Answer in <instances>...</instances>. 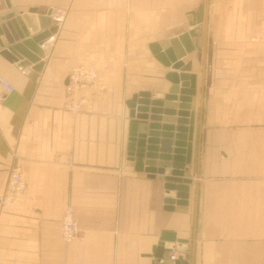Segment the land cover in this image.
<instances>
[{
  "label": "crops",
  "instance_id": "1",
  "mask_svg": "<svg viewBox=\"0 0 264 264\" xmlns=\"http://www.w3.org/2000/svg\"><path fill=\"white\" fill-rule=\"evenodd\" d=\"M30 9L56 29L39 67L0 55L13 88L0 102V195L15 166L26 184L0 206V264H157L163 232L187 240L179 264H264V0H0V24ZM187 15L201 32L207 16L206 58L200 116L202 36L182 59L196 80L192 183L177 213L163 210L161 181L125 166L124 103L168 86L150 46L189 32ZM76 65L96 78L74 113ZM67 207L78 234L65 244Z\"/></svg>",
  "mask_w": 264,
  "mask_h": 264
},
{
  "label": "water",
  "instance_id": "2",
  "mask_svg": "<svg viewBox=\"0 0 264 264\" xmlns=\"http://www.w3.org/2000/svg\"><path fill=\"white\" fill-rule=\"evenodd\" d=\"M35 12L30 9L7 16L0 24V55L7 61L16 62L17 68L29 64L39 67L44 58L42 42L56 29L49 27V22L37 17ZM186 20L188 26L193 27L189 32L150 46L154 58L169 69L163 76L168 86L160 92L139 91L124 103L127 111L125 166L134 172L145 173L149 179L161 181L163 210L177 213L186 212L188 189L192 183L189 177L196 80L195 74L190 73L191 60L184 62L182 59L194 50V44H198L202 36V42L196 46L201 52L200 116L206 58L207 16L203 19L202 32L201 27L196 26L194 15H187ZM199 137L198 131V142ZM166 168L170 169L169 175L163 176ZM172 249L178 251L174 264H179L186 259L187 240L176 239L173 232H163L155 259L168 258Z\"/></svg>",
  "mask_w": 264,
  "mask_h": 264
},
{
  "label": "built area",
  "instance_id": "3",
  "mask_svg": "<svg viewBox=\"0 0 264 264\" xmlns=\"http://www.w3.org/2000/svg\"><path fill=\"white\" fill-rule=\"evenodd\" d=\"M96 78V70L93 67H85L76 65L71 68L68 74V82L65 86V93L70 97L66 102V109L71 112H78L80 104L84 103V99H76L73 95L84 88L93 85ZM0 89L3 95L0 96L2 103L5 97L13 91V88L2 78H0ZM67 163V162H66ZM26 184L22 176L20 166H15L9 171V177L4 192L0 195V206H9L15 202L20 196L25 194ZM78 234V222L73 214V209L67 207L63 210L60 219V237L63 243L72 242ZM178 251L172 249L169 251L168 258L155 259L157 264H174L177 260Z\"/></svg>",
  "mask_w": 264,
  "mask_h": 264
}]
</instances>
